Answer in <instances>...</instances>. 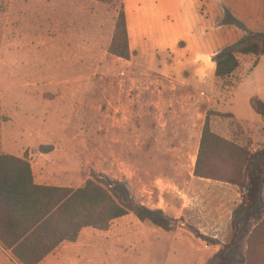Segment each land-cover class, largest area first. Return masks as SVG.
Segmentation results:
<instances>
[{"label": "rangeland", "instance_id": "1", "mask_svg": "<svg viewBox=\"0 0 264 264\" xmlns=\"http://www.w3.org/2000/svg\"><path fill=\"white\" fill-rule=\"evenodd\" d=\"M122 6L121 0H0V152L27 156L37 182L47 186L79 189L100 175L121 182L137 203L174 221L170 232L133 214L107 231L88 228L65 245L60 264H217L246 192L194 178L197 140L211 112L215 134L252 157L264 150V119L254 105L264 98V63L233 111L239 76L217 83L211 100L174 89L108 53ZM261 163L253 159L249 173ZM255 217L247 230L263 215ZM245 250L241 239L237 262ZM257 260L264 264V244Z\"/></svg>", "mask_w": 264, "mask_h": 264}, {"label": "trees", "instance_id": "2", "mask_svg": "<svg viewBox=\"0 0 264 264\" xmlns=\"http://www.w3.org/2000/svg\"><path fill=\"white\" fill-rule=\"evenodd\" d=\"M223 23L235 25L246 36L214 58L217 83L231 80L240 67V56H254V67L264 56V33L248 31L230 13ZM108 53L123 61L131 60L124 6L115 20ZM254 105L264 119V104L256 100ZM210 115L211 112L204 123L194 177L233 185L246 192L234 212L232 242L223 246L215 260L217 264H257L264 244V150L252 157L247 147L218 136L211 129ZM257 158L262 161L261 167L256 173H249ZM256 212L263 217L252 230H247L248 223L256 219ZM131 214L164 231L173 230V220L137 203L121 182L100 175L79 189L41 186L34 181L27 156L19 158L0 152V246L18 264H41L63 243H76L84 229L107 231L114 221ZM239 216L241 225L236 221ZM241 239L245 240L246 250L237 262L236 248Z\"/></svg>", "mask_w": 264, "mask_h": 264}, {"label": "crops", "instance_id": "3", "mask_svg": "<svg viewBox=\"0 0 264 264\" xmlns=\"http://www.w3.org/2000/svg\"><path fill=\"white\" fill-rule=\"evenodd\" d=\"M121 1L125 8L132 55L131 60L126 62L133 68L169 81L174 89L186 88L195 94L205 96L208 100H211L217 85V66L214 58L246 36V33L235 25L223 23L227 13H230L248 31L264 33V0ZM97 27L99 29V26ZM113 32L114 28L112 36ZM111 40L112 37L108 47ZM238 59L240 67L231 80L239 76L242 81L237 87L235 96L232 97L231 109L241 95L246 81L254 76L255 70L264 63V56L260 58L256 67H254L256 61L254 56H240ZM260 87L264 88V83ZM251 99L252 97L250 101ZM257 100L264 104L263 97ZM233 115L240 120L241 117L235 112ZM221 136L232 140L229 136ZM201 137L202 131L197 140L193 168ZM33 174L37 185L47 186L37 182L34 170ZM195 179L201 183H212L211 186L215 189H220V185H223L217 181ZM68 244L70 243H63L41 264H60L63 249ZM0 264L18 263L0 246Z\"/></svg>", "mask_w": 264, "mask_h": 264}]
</instances>
